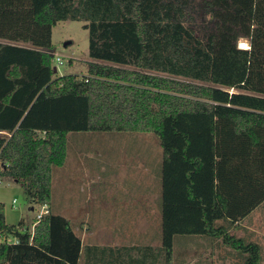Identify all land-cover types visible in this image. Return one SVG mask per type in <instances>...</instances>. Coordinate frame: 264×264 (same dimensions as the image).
<instances>
[{
    "label": "trees",
    "instance_id": "trees-1",
    "mask_svg": "<svg viewBox=\"0 0 264 264\" xmlns=\"http://www.w3.org/2000/svg\"><path fill=\"white\" fill-rule=\"evenodd\" d=\"M69 20L88 30L86 75L54 72L53 27ZM119 131L159 138L160 247L85 243L52 208L68 135ZM4 177L50 212L10 224L0 202V264H176L179 235L264 264L232 231L264 204V0H0Z\"/></svg>",
    "mask_w": 264,
    "mask_h": 264
},
{
    "label": "crops",
    "instance_id": "crops-1",
    "mask_svg": "<svg viewBox=\"0 0 264 264\" xmlns=\"http://www.w3.org/2000/svg\"><path fill=\"white\" fill-rule=\"evenodd\" d=\"M99 156L92 151L72 153L71 155L67 151L64 165L55 167L53 170L52 208L57 210V213L68 217L74 225H81L83 228L93 222L87 221L92 218L90 215H84L85 209H93L92 202H94L99 208L109 210V201H115L109 199V197L117 193L116 186H109L113 176V170L109 168V158H106V160L101 159L103 162L100 165L98 163ZM141 157L142 162L138 166H133L132 169H129L128 163L114 169L120 173V178L126 179L124 183H128V185L119 184V187H123L127 191L129 188L131 190L135 189V196L128 200L129 204L135 202H138V204L135 206L124 204L123 207L110 205L112 212L110 214L111 220L108 222L111 227H109L111 230L109 231V237H105L106 239L103 241L104 239H98L96 236L94 238L96 242L116 247L140 243L154 247L161 246L162 213L160 199L162 198V175L161 177L158 176V173L154 175L148 164V158L146 159L144 155H141ZM71 187L72 190L70 191ZM55 190L57 191L56 195ZM55 201L59 202L58 205ZM117 201H119L118 198ZM103 204H106V206H103ZM131 207L135 210L129 209ZM257 209L245 219L237 222L232 229L233 233L246 239L262 240L264 242V225H262L263 230L261 226H258L257 217H260V214ZM137 225H144L146 228L143 232L136 231L134 226ZM79 231H82V227H79ZM182 237L188 245L189 243L194 244L196 240L201 241L207 238L204 236ZM190 239H194V241ZM212 245L215 250L214 253L209 257L206 256L203 261L198 259L197 251L194 253L193 250H190L189 264H201V262L203 264H237L238 256H235L234 250L220 244L218 241L212 242ZM174 259H176L175 245ZM174 261L177 264L176 260Z\"/></svg>",
    "mask_w": 264,
    "mask_h": 264
},
{
    "label": "rangeland",
    "instance_id": "rangeland-1",
    "mask_svg": "<svg viewBox=\"0 0 264 264\" xmlns=\"http://www.w3.org/2000/svg\"><path fill=\"white\" fill-rule=\"evenodd\" d=\"M82 21H61L53 27V45H54V57L53 66L57 67L56 76H62L66 74H88V63L90 62L89 51V34L88 30L83 27ZM70 42V43H66ZM239 47L249 48V41L245 38H241L238 42ZM60 56L63 59L62 64L56 63V56ZM68 154L72 153H86L94 152L99 156L98 163L101 165L106 158H109V168L113 170V176L109 186H116L117 193L109 197L114 202L109 201V210L106 208H99V206L92 202L93 209H85L84 215H90L91 220H87L90 223L89 226L82 227L80 232L85 243H98L94 238L104 239L109 237V224L111 220L110 214L112 212L110 205L121 207L135 206L138 202L129 204L128 200L135 196V189L127 191L123 187H119V184L128 185L125 178H120V173L114 169L123 164H129V169L133 166H138L142 162L141 155L148 158V164L153 170L154 175L158 173L161 177L162 162H163V150L160 145L158 136L154 133H139L132 131H119V132H74L68 135ZM121 170V169H120ZM3 182L0 183V202L5 206L6 221L10 224H17L23 220L31 228L35 221L36 215L41 210V205L33 203L27 196L25 187L10 177H4ZM72 187L70 188V191ZM57 191L55 190V195ZM117 198L119 201H117ZM14 199L17 200L15 207L13 206ZM126 199L125 201H123ZM162 198L160 199L161 204ZM58 205V201H55ZM106 206V204H103ZM33 207V209H31ZM131 210L133 207L129 208ZM57 211V210H55ZM83 211V210H81ZM257 212L260 217H257L258 226H261L263 230L264 225V205L259 206ZM258 215V214H257ZM81 220V218H80ZM86 221V220H85ZM128 227V226H127ZM111 228V227H110ZM131 228V227H130ZM146 226L137 225L134 229L143 232ZM91 229V230H90ZM157 229V226H156ZM193 240L194 239H190ZM102 241V242H103ZM263 249L264 254V242L258 241ZM214 244V243H213ZM175 249H176V262L177 264H189V251L193 250L198 252V259L203 261L207 256L209 257L214 253V247L210 238H206L201 241H195L194 244L189 245L184 242L182 235L175 237ZM264 257V255H263ZM200 264V263H198ZM201 264H203L201 262Z\"/></svg>",
    "mask_w": 264,
    "mask_h": 264
},
{
    "label": "built area",
    "instance_id": "built-area-1",
    "mask_svg": "<svg viewBox=\"0 0 264 264\" xmlns=\"http://www.w3.org/2000/svg\"><path fill=\"white\" fill-rule=\"evenodd\" d=\"M55 56H56V54H55ZM56 63H57V64H62V63H63V59H62V57H60V56H56ZM1 181H2V180H1V178H0V182H1ZM16 203H17V200L14 199V201H13V206H14V207H15ZM49 212H50L49 205L44 204V205L41 206V210H40V212L36 215V217H37L38 219H40L43 215H46V214H48ZM0 240H1V238H0Z\"/></svg>",
    "mask_w": 264,
    "mask_h": 264
},
{
    "label": "water",
    "instance_id": "water-1",
    "mask_svg": "<svg viewBox=\"0 0 264 264\" xmlns=\"http://www.w3.org/2000/svg\"><path fill=\"white\" fill-rule=\"evenodd\" d=\"M66 43H70V42H66ZM54 72H57V67H54Z\"/></svg>",
    "mask_w": 264,
    "mask_h": 264
}]
</instances>
